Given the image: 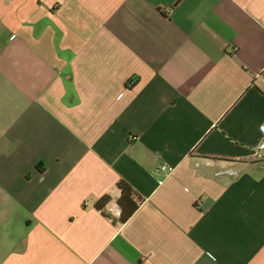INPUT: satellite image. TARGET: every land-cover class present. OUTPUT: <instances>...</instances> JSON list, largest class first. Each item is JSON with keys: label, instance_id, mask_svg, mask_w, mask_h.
<instances>
[{"label": "crops", "instance_id": "1", "mask_svg": "<svg viewBox=\"0 0 264 264\" xmlns=\"http://www.w3.org/2000/svg\"><path fill=\"white\" fill-rule=\"evenodd\" d=\"M262 123L264 0H0V264H264Z\"/></svg>", "mask_w": 264, "mask_h": 264}, {"label": "trees", "instance_id": "2", "mask_svg": "<svg viewBox=\"0 0 264 264\" xmlns=\"http://www.w3.org/2000/svg\"><path fill=\"white\" fill-rule=\"evenodd\" d=\"M117 186L121 190V197H120L121 203H122V201L129 200L132 203V206H131L132 211H134L138 206L136 201L133 199L134 195H135L134 189L131 187V185L127 181H125L123 179L118 181ZM108 200H109V197L107 195L103 196L102 198H100L97 201L96 207L99 210H102L104 208L105 204L108 202ZM130 215H131V213L122 212L121 219L126 220Z\"/></svg>", "mask_w": 264, "mask_h": 264}, {"label": "built area", "instance_id": "3", "mask_svg": "<svg viewBox=\"0 0 264 264\" xmlns=\"http://www.w3.org/2000/svg\"><path fill=\"white\" fill-rule=\"evenodd\" d=\"M260 131L263 135V138H261L257 144V148L255 151V157L262 162V165L264 167V123L260 125ZM157 171H166L168 173H172L175 170V166L168 165V164H161L156 168Z\"/></svg>", "mask_w": 264, "mask_h": 264}, {"label": "clouds", "instance_id": "4", "mask_svg": "<svg viewBox=\"0 0 264 264\" xmlns=\"http://www.w3.org/2000/svg\"><path fill=\"white\" fill-rule=\"evenodd\" d=\"M116 208L118 209L119 206L117 205ZM109 211H114V210L112 208H109ZM114 214L117 215V216H119L120 215V211L119 210H115L114 211Z\"/></svg>", "mask_w": 264, "mask_h": 264}]
</instances>
